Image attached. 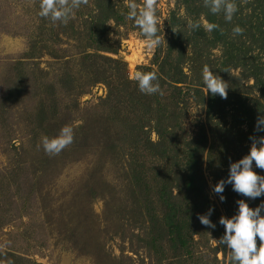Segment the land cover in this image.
<instances>
[{"label":"rangeland","instance_id":"1","mask_svg":"<svg viewBox=\"0 0 264 264\" xmlns=\"http://www.w3.org/2000/svg\"><path fill=\"white\" fill-rule=\"evenodd\" d=\"M90 2L64 25L40 17L39 0H0V264H231L227 246L224 251L222 246H212V239L225 234L221 216L231 218L238 212L231 210L230 217L212 191L210 148L222 149L221 140L214 141L208 132L201 153L203 190L191 196L183 188V175L161 155L163 146L148 148L135 135L137 130L128 127L137 122L135 115L129 114L132 118L126 127L106 115L108 110L99 100L105 94L104 83L74 93L79 85L87 84L79 71L78 50L88 43L126 61L129 76L138 71V65L149 63L154 51L134 22L125 19L128 0H110L117 6L118 20H104L105 27L98 28L102 33L87 39L84 28ZM234 2L250 7V0ZM220 15L212 14L203 0H158L159 35L164 41L179 36L178 47L185 50V64L194 66V77L202 79V65L217 73L212 67H219L222 46L204 37L211 38V32L203 26L190 31L187 22L209 23L208 16ZM102 18L100 14L98 21ZM173 28L180 31L173 34ZM68 71L80 75L71 90L64 79ZM231 72L237 76L225 75L228 84L258 95L251 77L241 76L238 67ZM51 96L57 98L54 107ZM40 99L47 103V114L57 119V131L47 127L49 138L65 125H83L79 132L74 130L73 143L59 155L49 156L42 147L44 129L36 125ZM206 103V95L190 98L181 121L186 134L197 130L200 119L205 121ZM149 129L157 139L153 127ZM168 133L172 147L167 152L179 157L177 133L171 129ZM240 136L236 133L233 138ZM234 143L228 147L234 149ZM219 177L227 179L226 174ZM158 180L172 188L181 204L184 244L177 251L169 246L161 223ZM261 196L250 199L239 194L235 205L239 207L237 201L244 199L256 208L264 203ZM210 208L215 228L198 218Z\"/></svg>","mask_w":264,"mask_h":264},{"label":"trees","instance_id":"2","mask_svg":"<svg viewBox=\"0 0 264 264\" xmlns=\"http://www.w3.org/2000/svg\"><path fill=\"white\" fill-rule=\"evenodd\" d=\"M104 1L91 0L90 2L92 8L88 9V22L84 28L85 36L89 40H94L102 33L98 28L100 25L105 27L104 20L107 21L109 18L118 20L115 14L117 6L110 3V0ZM240 2H235L238 11L234 14L231 22L225 21L223 12L220 18L214 19L208 16V22L218 24L223 32L220 29L213 30L211 38L204 37L222 46L219 67L217 69L212 67L217 71L216 75L224 80L225 75L237 76L231 72V69L238 67L241 76L252 78L251 87L256 89L258 95L252 96L247 90L232 87L230 84H228L226 99L219 95L213 96L209 92L206 95L205 121L200 119L197 122V130L193 134H186L187 132L182 128V115L189 105L190 98L198 95H201L202 99L205 97L204 85L200 77L193 76L194 66L185 64L186 60L183 57L185 50L182 46L178 47L179 36L175 32L173 37L170 36L165 41L161 38L163 42L154 49L149 63L137 66L140 72L155 71L157 73L159 83L164 91L163 96L141 93L138 84L130 79L126 61L122 58L112 57L101 52V48L96 47L93 43L87 44L88 47H94H90L92 49L85 47L78 50L79 71L81 76L83 73L87 84L79 85L74 93L84 92L98 82L104 83L105 94L100 96L99 100L108 110L106 115L110 114L111 120L123 121L124 127H126L125 123H128L127 121L132 118L129 114L135 115L137 122L128 123V127L137 130L135 135L143 139L148 148H152L158 143L163 146L161 155L164 158H169L174 168L183 175V188L191 196L202 193L203 190L201 153L208 142L209 131H211L214 141L215 139L221 140L223 147L219 150L213 146L210 148L212 151L210 160H213V163L211 161L208 168L213 170L214 184L221 180L220 175L229 176L231 162L238 161L250 152L251 136H264V131H256L257 118L264 115V0H250L248 9ZM100 14L103 15V18L98 21ZM172 24L176 25V21L172 20ZM237 25L244 29V33L233 37L232 29ZM188 42L190 43L191 40ZM176 47L178 51L175 54ZM204 67L202 65L201 70ZM225 70H229V72ZM79 77L80 75L77 76L68 71L64 76L66 84L68 83L69 86L68 90H71L69 88L74 86V81ZM50 98L52 107H54L57 98L55 96ZM73 99L76 100V98ZM38 107L40 114L38 113L36 125L44 129V136H51L47 127H56L57 119L47 114L48 111L45 110L47 103L44 99L39 100ZM70 125L75 127L73 129L77 132L83 126L82 124ZM147 125L148 127H146ZM150 125L155 130L157 139L150 136L149 127L152 129ZM207 125L210 126L208 130ZM241 125L244 127H240ZM234 127L237 129L236 131H232ZM57 128L54 129L57 131ZM170 129L177 133L175 135L179 139L181 147L179 157H171L167 152L172 147L169 146L167 138ZM236 133L241 135L238 139L233 138ZM232 142H235L232 145L234 149L228 147ZM236 146H239L238 150H235ZM237 151L239 152L236 153ZM253 169L258 174L264 175V169L257 168L255 162H253ZM223 195L226 197L223 203L227 212L230 213L231 210L237 212L239 207H236L234 199L239 196V193L233 191L231 184H226ZM260 198L263 197L260 196ZM156 199L161 207V223L167 235L168 244L172 250L177 251L184 244L183 223L180 220L181 204L172 188L159 180L156 183ZM229 215L232 216L231 213ZM218 236L220 239L221 236ZM225 248L226 245L221 247L223 251Z\"/></svg>","mask_w":264,"mask_h":264},{"label":"clouds","instance_id":"3","mask_svg":"<svg viewBox=\"0 0 264 264\" xmlns=\"http://www.w3.org/2000/svg\"><path fill=\"white\" fill-rule=\"evenodd\" d=\"M88 3L89 0H39L38 15L50 19L52 24L67 25L74 18L75 11ZM203 3L214 15L223 12L226 22H231L238 11L234 0H203ZM157 6L158 0H140L139 4L137 0H128L126 3L128 12L125 19L133 21L134 25L141 30L142 35L146 37L149 49H155L163 42L159 35L158 25L161 21L157 16ZM108 24L112 23L108 22ZM202 26L207 32L220 29L218 24L202 23V20L187 22L190 31ZM220 30L223 32V29ZM173 31L180 30L173 28ZM243 33L244 29L239 25L232 29L233 37ZM225 71L229 72V70ZM130 79L138 84V89L143 94L164 95L155 71H137L130 76ZM202 80L205 95L210 92L213 96L219 95L223 99L227 98L229 87L227 81L214 74L207 65L203 68ZM256 131H264V115L258 116ZM250 139L252 140L250 152L238 161L231 162L227 179H221L212 188L213 193L219 195L221 202L226 199L223 195L226 184H231L233 191L250 199H256L264 194V175L258 174L253 169V162L257 168L264 169V136H251ZM73 141L74 129L65 125L57 136L51 138L43 136L41 143L46 154L55 156ZM237 203L239 210L235 215L231 218L221 216L219 223L225 227V234L218 240L212 239V246L218 248L226 245L230 253L231 264H264V215L261 214L264 203L256 208L250 207L244 199L238 200ZM212 211L213 208H210L207 214H200L198 218L203 225L215 228L216 225L209 218ZM257 238H259V245Z\"/></svg>","mask_w":264,"mask_h":264}]
</instances>
